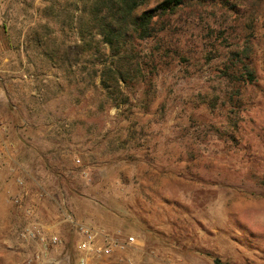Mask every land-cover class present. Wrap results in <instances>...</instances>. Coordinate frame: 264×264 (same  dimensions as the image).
Here are the masks:
<instances>
[{"label":"rangeland","instance_id":"374dc122","mask_svg":"<svg viewBox=\"0 0 264 264\" xmlns=\"http://www.w3.org/2000/svg\"><path fill=\"white\" fill-rule=\"evenodd\" d=\"M183 1L144 46L160 56L151 91L116 106L26 43L44 23L78 43L46 0H0V264L38 252L27 225L59 238L34 264H79L74 225L136 240L91 264H264V0Z\"/></svg>","mask_w":264,"mask_h":264},{"label":"trees","instance_id":"16d2710c","mask_svg":"<svg viewBox=\"0 0 264 264\" xmlns=\"http://www.w3.org/2000/svg\"><path fill=\"white\" fill-rule=\"evenodd\" d=\"M46 2L42 16L60 30L74 32L78 43L72 49L64 42L56 44L52 37L54 29L47 23L30 27L26 43H32L35 49L45 47L39 55L64 71L78 66L87 77L97 79L99 88L116 106L132 103L133 90L141 85L143 94L151 91L157 71L154 59L160 56L156 54L157 45L148 52L144 46L155 39L160 41L156 35L163 30L158 27L159 19L174 14L184 5L183 0H160L151 8H146L150 0ZM233 56L234 60L238 58L237 54ZM232 68L233 64L226 66L228 70ZM243 69V73L234 76V81L241 85L253 81L251 70Z\"/></svg>","mask_w":264,"mask_h":264},{"label":"built area","instance_id":"2783aa9c","mask_svg":"<svg viewBox=\"0 0 264 264\" xmlns=\"http://www.w3.org/2000/svg\"><path fill=\"white\" fill-rule=\"evenodd\" d=\"M5 151L8 152L7 147L0 138V163L1 153H6ZM15 203H18V201L16 200ZM74 228L77 235L80 236L77 250L83 254V256L79 258V264H91V262H89L90 255L109 257L117 250L123 251L136 245V240L133 236H126L121 241L104 239L102 243H99L97 237L100 236V234L81 225H74ZM22 237L26 241L39 245L38 252L27 261V264H34L35 262L41 263V259L47 248L59 243L58 236L55 234L48 235L41 227L34 225H27L23 230Z\"/></svg>","mask_w":264,"mask_h":264},{"label":"crops","instance_id":"0c3cea01","mask_svg":"<svg viewBox=\"0 0 264 264\" xmlns=\"http://www.w3.org/2000/svg\"><path fill=\"white\" fill-rule=\"evenodd\" d=\"M1 176H2V175H1ZM1 176H0V178H2ZM0 181H1V180H0ZM5 188H6L5 185H0V190L5 191ZM1 198H3V192H2V191H0V199H1ZM6 218H9V215H6ZM6 221H8V220L6 219Z\"/></svg>","mask_w":264,"mask_h":264}]
</instances>
